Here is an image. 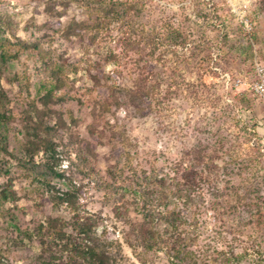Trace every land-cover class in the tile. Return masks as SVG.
Wrapping results in <instances>:
<instances>
[{
    "label": "rangeland",
    "instance_id": "1",
    "mask_svg": "<svg viewBox=\"0 0 264 264\" xmlns=\"http://www.w3.org/2000/svg\"><path fill=\"white\" fill-rule=\"evenodd\" d=\"M213 1L218 20L210 10V0H142L145 16L159 26L165 22L177 25L184 17L190 26L197 24L201 29L192 39L202 51L210 52L211 61L190 58L181 62L182 56H189L191 44L179 47L180 63L170 54L154 64L166 99L160 115L145 112L138 116L132 110L112 107L97 120L98 101L108 91L94 87L83 69L86 64H98L99 72L111 75L112 64L96 61L103 46H91L85 52L81 43L48 42L45 33L49 30L37 29L49 20L42 14L40 0H0L6 36H17L25 51L38 48L48 54L45 61L23 52L8 65L0 62V190L15 194L14 201H0V264H41L38 241L23 237L21 231L46 218L71 217L67 209L52 207L46 191L49 187L55 191L76 189L80 210L97 218L96 234L112 242L119 264H171L162 252H144L139 247L132 232V226L141 221L135 212L120 219L114 208L120 205L122 209V204L130 202L129 183L124 178L133 172L137 178L145 172L167 173L182 153L200 145L218 156L219 166L227 162L229 166L220 174H228L234 185L252 176L262 186L264 198V0ZM53 24L57 26L55 21ZM107 46L104 44L101 56ZM50 62L79 67L67 72L63 90L46 99L37 87ZM127 62H133V57L131 61L124 58L120 66ZM172 77L176 85L169 86ZM118 81L121 86L130 84L125 74ZM243 123L249 128L246 132ZM111 127L116 133L114 141ZM118 139L130 143L134 159L132 170H125L112 185L106 170L114 165L121 170L123 163ZM44 146L50 149L48 155L43 153ZM27 148L34 152L32 160L24 153ZM250 153L254 156L249 161ZM229 156L235 164L229 162ZM50 167L64 175V180L57 179ZM218 185L220 190L225 187L222 182ZM222 200L217 201L218 210H206L212 199L203 191L205 209L196 217L190 246L193 264H221L232 253L240 260L226 264H264V220L254 217L249 221L239 205Z\"/></svg>",
    "mask_w": 264,
    "mask_h": 264
},
{
    "label": "trees",
    "instance_id": "2",
    "mask_svg": "<svg viewBox=\"0 0 264 264\" xmlns=\"http://www.w3.org/2000/svg\"><path fill=\"white\" fill-rule=\"evenodd\" d=\"M210 1L212 3L210 10L213 11L215 20H218L217 5L213 0ZM40 2L43 6L42 14L46 17L45 20H49L44 21L37 29L49 30V33H45L48 42L61 39L70 44L81 43L85 45V52L91 46L104 48V44L109 45L104 56H101L100 52L103 48L98 50L100 56L96 61L112 64L115 70L111 75L99 72L98 64H96L98 67L86 64L83 69L94 87L105 88L108 91V96L98 101L99 114L95 116L97 120L103 118L112 107L127 112L132 110L131 112L138 116L145 112L160 115L166 106V99L162 95L159 74L154 69V64L157 65L170 54L178 60L176 63H180V58L176 55V49L179 47L186 48L191 44L189 56H182L181 62L190 58L196 61L201 58L207 62L211 61L210 52L202 51L200 45L196 44L198 41L192 39L201 29L197 24L195 27L190 26L189 19L184 17L183 22L177 25L165 22L159 26L145 16L142 0H40ZM197 14L201 17V10H198ZM67 16L69 19L63 20ZM32 21L34 20H30ZM5 27L7 25L0 17V34L3 35L0 39L2 64L8 65L18 59L23 52L34 53L38 59L47 60L46 50L31 48L25 51L20 46L21 42L17 36L12 35L11 38L6 36ZM12 38L17 39V43H13L10 40ZM131 57L133 62L120 66L124 58H130L131 61ZM47 65L44 70L46 77L38 82L37 88L44 92V98L50 99L54 91H61L67 86V72H76L79 66L59 67L55 62ZM122 74L129 78V85L121 86L118 78ZM169 81V86L176 85L173 77ZM166 92L171 93L169 90ZM242 129L248 131L246 123L242 124ZM111 131L114 141L116 137L114 127H111ZM91 133L94 135V130ZM116 143L123 147L120 155L123 163L121 170H117V165L106 170L107 180L112 185L117 178L124 176L125 170L129 172L132 170L130 166L134 159L128 141L118 139ZM42 149L43 153L48 155L50 149L47 146ZM24 153L32 160L34 152L27 148ZM251 156H254L253 153L248 156L249 161ZM217 159L216 154L209 152L208 146L200 145L182 153L167 173L145 172L142 178H137L133 172L124 178L129 183L127 196L130 202L122 204L124 211L120 205L114 209L120 219H124L131 212L140 217L141 221L132 226V232L144 252H162L171 264L194 263L190 246L196 228V217L202 213L201 208L205 207L203 202L205 189L212 199L210 204L206 205V210H218L217 201L224 198L222 202L231 201L229 204L239 205L242 212L247 215V220L250 221L254 217L264 220L262 186L253 181L252 176L243 177L234 185L230 182L228 174H220L225 170V166L229 165L224 162L223 167L219 166L216 164ZM229 162L235 164L236 160L229 156ZM49 171L57 179L64 180V175L57 174L52 167ZM220 182L225 185L222 190L219 189ZM112 185L109 184V187ZM46 191L52 207L67 209L71 217L69 220L46 218L34 228L21 231L23 237L35 238L38 241L41 264H119L111 250L112 242L96 234L97 218L80 210L76 189L67 187L66 190L55 191L49 187ZM14 195L1 189L0 201L2 203L14 201ZM198 200L201 201L198 203ZM229 260L236 262L240 257L232 253L230 259L223 260L221 264H226Z\"/></svg>",
    "mask_w": 264,
    "mask_h": 264
},
{
    "label": "built area",
    "instance_id": "3",
    "mask_svg": "<svg viewBox=\"0 0 264 264\" xmlns=\"http://www.w3.org/2000/svg\"><path fill=\"white\" fill-rule=\"evenodd\" d=\"M258 71H259V73H262L263 70H258Z\"/></svg>",
    "mask_w": 264,
    "mask_h": 264
}]
</instances>
